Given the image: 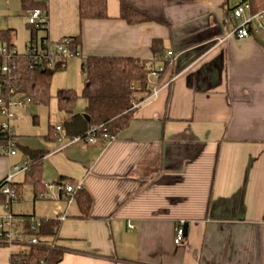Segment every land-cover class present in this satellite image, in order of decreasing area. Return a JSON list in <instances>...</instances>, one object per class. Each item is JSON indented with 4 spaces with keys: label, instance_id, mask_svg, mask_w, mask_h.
<instances>
[{
    "label": "crops",
    "instance_id": "0c3cea01",
    "mask_svg": "<svg viewBox=\"0 0 264 264\" xmlns=\"http://www.w3.org/2000/svg\"><path fill=\"white\" fill-rule=\"evenodd\" d=\"M33 1L48 7L38 47L44 37H80V71L89 57L151 61L154 42L168 66L138 93L144 102L109 143L70 138L71 116L59 108L40 116L38 104L14 105L10 121L0 113L18 143L14 156H0V183L28 162L26 151H44L45 188L78 184L92 199L83 217L74 197L46 189L36 199L26 186L22 199L0 205V217L61 220L59 264H264V33L226 39L240 0H107L108 19L82 22L79 0ZM250 2L254 12L264 9V0ZM122 5L149 21L129 24ZM23 9L24 51L14 29H0L12 30L19 54L31 36V10ZM25 173L12 182L24 183ZM181 222L185 237L176 244ZM24 247L0 242V264H11Z\"/></svg>",
    "mask_w": 264,
    "mask_h": 264
},
{
    "label": "trees",
    "instance_id": "16d2710c",
    "mask_svg": "<svg viewBox=\"0 0 264 264\" xmlns=\"http://www.w3.org/2000/svg\"><path fill=\"white\" fill-rule=\"evenodd\" d=\"M23 7L28 10L40 9L48 17V7L44 2L23 0ZM79 18L81 22L108 19L107 0H79ZM121 18L129 24L149 21L148 18L125 5L121 7ZM47 26L39 28L29 24L31 36L26 53L19 54L15 51L10 60L7 59V54H0V99L8 102L28 97L34 104L48 105L50 103L53 76L57 71L66 68L68 59L54 63L50 61L45 54L46 43L50 41L47 37L41 39V47H38L37 34L47 31ZM69 39L71 50H78L81 38ZM160 45V42L153 43L154 56L151 61L122 57H89L83 61L81 72L85 77V85L81 97L87 102L84 112L89 116V120L75 113L76 104L80 98L76 91L65 89L58 91L56 95L59 110L71 116L65 124L70 138L81 136L84 139L91 130L95 129L98 137L102 138L104 133H108L116 139L122 131L127 129L136 111L134 108L136 93L147 91L148 70L146 68L158 64L164 67L165 72L168 66ZM0 47H5L8 51L14 49L12 30L0 31ZM40 54H43L42 58ZM4 66H8V72H2ZM143 99L141 97V100ZM13 143L17 149L18 143L13 128L2 130L0 127V156H2L1 150H7ZM26 154L29 157V166L25 173L26 181L22 184L1 182L0 205L9 208L22 199L26 186L34 190L36 199L44 197L46 188L41 181V168L46 152L26 151ZM5 185L10 191L9 194L1 191ZM72 197L78 202L83 217H88L92 205L91 196L82 187L77 189ZM10 214L23 225L28 237L36 236L39 241L38 245H28L21 252L13 253L11 264H59L63 260L65 250L56 244L61 220L39 219L41 226L38 230L32 231L30 224L34 216Z\"/></svg>",
    "mask_w": 264,
    "mask_h": 264
},
{
    "label": "built area",
    "instance_id": "2783aa9c",
    "mask_svg": "<svg viewBox=\"0 0 264 264\" xmlns=\"http://www.w3.org/2000/svg\"><path fill=\"white\" fill-rule=\"evenodd\" d=\"M234 21L235 25L232 27L231 31L227 35L226 39L231 37H235L238 39H245L253 34L264 33V9L258 12H254L252 9V4L250 0H240L232 12L228 15L227 21ZM47 17L40 9H33L29 12L28 15V22L31 25H35L39 28L47 26ZM48 27V26H47ZM71 40L69 38L60 39L57 42L51 43V41L46 43V51L45 54L48 56L51 62H58L65 59H72V58H80L81 54L79 50L73 51L71 50ZM15 50L12 49L8 51L5 47H0V54H7V59L10 60ZM43 54H40V58H42ZM169 56L172 55L171 52L168 54ZM42 60V59H41ZM148 70V82L147 85L151 86L153 81L159 79L161 74L164 72V67L162 65H154L148 66L146 68ZM2 72H8V66L2 67ZM133 88L135 86L133 85ZM158 94V90L155 89L152 93L154 97ZM148 97V98H150ZM140 101V102H139ZM144 102V99L141 100L139 94L136 93L135 100H134V108H137L141 103ZM31 98H17L14 100H10L8 102L0 99V113L3 116H6L8 120H12L15 116L11 112V106H19L21 108H25L28 105L32 104ZM2 130H12V127L7 124L0 125ZM61 130V128H58ZM96 130L93 129L87 135L84 140H87L91 144H96L101 140L105 142H111L115 138L109 135L108 133H104L101 137L96 135ZM17 153L15 149L14 143L9 146L7 150H1V154L4 156H14ZM28 162L25 161L22 165H16L13 167V172L7 176L4 180L6 184H9L13 181L14 175L17 173H23L28 170ZM82 188L78 184H47L46 189L53 190L57 189L59 194H65L69 198H73V194L77 189ZM2 193L9 194V189L7 185L2 188ZM41 226V221L39 219L33 218L30 224V230L36 231ZM185 237V228L184 223L181 222L180 225L176 229V236H175V243L180 244ZM0 242H3L9 246L13 245H38L39 241L36 236L28 237L24 227L19 221L14 218L11 214L6 216L0 217Z\"/></svg>",
    "mask_w": 264,
    "mask_h": 264
},
{
    "label": "rangeland",
    "instance_id": "374dc122",
    "mask_svg": "<svg viewBox=\"0 0 264 264\" xmlns=\"http://www.w3.org/2000/svg\"><path fill=\"white\" fill-rule=\"evenodd\" d=\"M26 22L22 0H0V29L12 28L15 30L16 37L14 42L20 52L24 51V41L29 35ZM79 61H81V58L69 59V68L55 73L50 90L51 100L48 106L32 105L34 106L33 108H38L40 116L48 115V113L53 115L58 112L56 95L58 91L65 89H73L80 96L75 111L82 113L85 110L87 102L81 97L85 85V77L80 71Z\"/></svg>",
    "mask_w": 264,
    "mask_h": 264
},
{
    "label": "water",
    "instance_id": "95a60500",
    "mask_svg": "<svg viewBox=\"0 0 264 264\" xmlns=\"http://www.w3.org/2000/svg\"><path fill=\"white\" fill-rule=\"evenodd\" d=\"M84 117H85L87 120H89V116H88V115L85 114Z\"/></svg>",
    "mask_w": 264,
    "mask_h": 264
}]
</instances>
